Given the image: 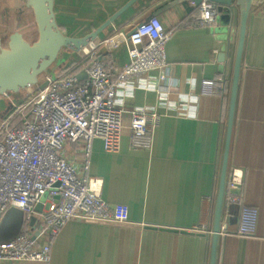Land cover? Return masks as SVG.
I'll return each mask as SVG.
<instances>
[{
	"label": "crops",
	"instance_id": "0c3cea01",
	"mask_svg": "<svg viewBox=\"0 0 264 264\" xmlns=\"http://www.w3.org/2000/svg\"><path fill=\"white\" fill-rule=\"evenodd\" d=\"M129 1L55 0L57 23L66 35L75 37L78 28L97 29ZM172 1L139 0L109 29L114 35L129 37L137 25ZM200 4L184 0L157 15L172 33L166 79L161 80L158 71L134 78L136 88L131 93L123 89L117 96L118 107L126 111L118 151L106 152L99 139L92 145L90 177L102 181L101 194L107 203L127 206L131 223L71 221L55 239L48 264H209L239 10L235 8L225 19L217 12L210 26H199ZM35 26L24 0H0L4 45L15 33L25 39L32 36ZM98 41L103 40L99 37ZM97 57L112 72L129 62L126 45L112 52L102 50ZM80 63L79 56L58 72ZM218 78L224 79L227 88L211 95L206 83ZM159 86L170 92L159 93ZM136 109H153L162 116L150 134L134 139L129 112ZM83 151L82 143L67 144L63 155L80 168ZM229 167L244 172L241 196L257 210V220L251 236H236L240 207L225 209L227 232L220 242L218 264H264V0L251 9L247 22ZM45 198L41 211L36 210L35 228L24 225L21 210L9 209L0 223L9 225L0 242L25 229L35 235L47 210ZM203 225L209 233L194 231ZM44 241L45 237L39 238L40 243Z\"/></svg>",
	"mask_w": 264,
	"mask_h": 264
},
{
	"label": "built area",
	"instance_id": "2783aa9c",
	"mask_svg": "<svg viewBox=\"0 0 264 264\" xmlns=\"http://www.w3.org/2000/svg\"><path fill=\"white\" fill-rule=\"evenodd\" d=\"M199 9V26H210L217 6L202 0ZM171 36V31L154 16L137 25L129 37L120 34L97 42L89 53H77L81 56L78 66L48 75L22 110L0 125V223L9 209L17 208L30 225L33 217L37 220L36 207L47 197V210L41 215L36 234L25 229L0 242V261L50 263L52 245L71 221L131 223L127 206L107 203L101 194L102 181L90 177L92 145L99 139L106 152L118 151L126 111L118 107L117 96L123 89L131 93L136 88L133 79L145 74L158 71L161 80L166 79ZM122 45L128 48L129 62L118 72H112L102 59L91 54L96 49L112 52ZM83 75L86 78L79 79ZM224 84L223 78L213 79L206 83V91L218 94L227 88ZM157 90L170 92L165 86ZM27 107H31V118L22 127L10 128L11 121ZM129 113V130L134 139L150 134L162 116L153 109ZM75 143L84 145L80 168L63 155L66 145ZM243 184L244 172L230 169L225 209L231 205L240 207L234 234L242 237L253 234L257 220V210L246 205L241 196ZM194 231L209 233L206 225ZM226 232L223 221L221 234ZM42 237L46 241L40 243Z\"/></svg>",
	"mask_w": 264,
	"mask_h": 264
},
{
	"label": "water",
	"instance_id": "95a60500",
	"mask_svg": "<svg viewBox=\"0 0 264 264\" xmlns=\"http://www.w3.org/2000/svg\"><path fill=\"white\" fill-rule=\"evenodd\" d=\"M25 5L33 13L38 38L34 43H29L21 34H13L6 44L0 37V97L7 94H18L30 89L39 83V77L48 72L55 64L60 53L68 49L80 53L83 48L96 42L99 37L113 26L116 20L139 0H130L120 10L113 14L100 27L83 37L66 35L57 23L55 14V0H24ZM191 1V0H190ZM196 1L200 4L202 0ZM217 6V12L228 18V13H233L235 8L239 11V36L237 51L234 61L232 85L230 87V106L227 122V131L217 185V195L213 212L211 248L209 264H218L219 246L222 239V225L225 212V198L227 180L230 171V151L233 134L234 119L237 106L239 82L241 77L242 59L245 48L247 22L250 11L262 0H209ZM184 0H173L165 8L157 10L152 17L161 14L164 10L182 4ZM86 76H80L83 80ZM58 186V185H57ZM41 211V205L36 207ZM36 220L31 219V226Z\"/></svg>",
	"mask_w": 264,
	"mask_h": 264
},
{
	"label": "rangeland",
	"instance_id": "374dc122",
	"mask_svg": "<svg viewBox=\"0 0 264 264\" xmlns=\"http://www.w3.org/2000/svg\"><path fill=\"white\" fill-rule=\"evenodd\" d=\"M34 29H35V31H34L33 35L30 37H26V39H27L26 41H28L29 43H34L38 38L36 26ZM94 29H96V28H94V27L87 28V29L78 28L76 31V34L78 33V36L75 35V37H80L86 31H93ZM110 29L105 31L100 36L101 40H105L109 37L114 36V34L112 33V31H110ZM63 32H65V31H63ZM97 42H99V41L97 40L95 43L97 44ZM4 47H6V44L4 45ZM100 52H102V49H96L91 54L94 53L95 56H97V54H99ZM77 57H78L77 53H75L73 51H70L68 49L62 50V52L60 53L55 64L52 65V67L48 70V72H46L45 74H42L39 77V83L36 86H34L30 89L23 90V91L19 92L18 94H10L9 93L6 96L0 97V125H2L4 122H7L12 114H14L15 112H17L19 110H22V108H23L24 104L27 102L29 96H32L36 89H39L41 86L44 85V83L46 82V77L48 75L56 74L60 69L65 68L66 65L69 63V61H71L72 59H76ZM80 58H81V56H80ZM45 200H46V198L43 197L42 203ZM22 213L18 212V216H20ZM6 224H7V221H5L1 224L0 235H2L3 230H6L8 228L9 225L7 226Z\"/></svg>",
	"mask_w": 264,
	"mask_h": 264
},
{
	"label": "trees",
	"instance_id": "16d2710c",
	"mask_svg": "<svg viewBox=\"0 0 264 264\" xmlns=\"http://www.w3.org/2000/svg\"><path fill=\"white\" fill-rule=\"evenodd\" d=\"M95 58H98V57H95ZM30 111H31V107H27L19 116L15 117L10 123V128L22 127L24 125V122L31 118V112ZM24 225L26 227H28L29 224H26L24 222Z\"/></svg>",
	"mask_w": 264,
	"mask_h": 264
},
{
	"label": "bare ground",
	"instance_id": "6f19581e",
	"mask_svg": "<svg viewBox=\"0 0 264 264\" xmlns=\"http://www.w3.org/2000/svg\"><path fill=\"white\" fill-rule=\"evenodd\" d=\"M96 47V43L93 42L91 43L89 46L83 48V50L81 52L83 53H89L91 50H93ZM2 242V241H1Z\"/></svg>",
	"mask_w": 264,
	"mask_h": 264
}]
</instances>
